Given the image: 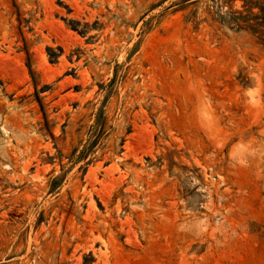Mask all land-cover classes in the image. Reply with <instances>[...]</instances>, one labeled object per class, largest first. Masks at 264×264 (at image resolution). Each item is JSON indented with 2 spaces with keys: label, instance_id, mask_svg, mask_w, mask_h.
<instances>
[{
  "label": "rangeland",
  "instance_id": "obj_1",
  "mask_svg": "<svg viewBox=\"0 0 264 264\" xmlns=\"http://www.w3.org/2000/svg\"><path fill=\"white\" fill-rule=\"evenodd\" d=\"M174 1L0 0V264H264V48Z\"/></svg>",
  "mask_w": 264,
  "mask_h": 264
},
{
  "label": "trees",
  "instance_id": "obj_2",
  "mask_svg": "<svg viewBox=\"0 0 264 264\" xmlns=\"http://www.w3.org/2000/svg\"><path fill=\"white\" fill-rule=\"evenodd\" d=\"M200 0H175L171 7H174L175 12H186L190 7L194 6ZM213 2V0H212ZM239 2L238 8L234 7V3ZM213 11H206L211 22L219 24L221 27H227L236 32H246L251 35L256 44L264 48V0H217ZM190 18H185L186 21H195L196 12H190ZM79 22H73L70 27L81 36L86 33L87 25L79 29ZM62 49L57 47L53 49L46 47V53L51 63L57 62L62 54ZM99 114H103V110H98ZM83 151L80 152L82 154Z\"/></svg>",
  "mask_w": 264,
  "mask_h": 264
}]
</instances>
